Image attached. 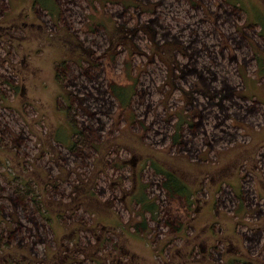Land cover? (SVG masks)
<instances>
[{"label":"rangeland","instance_id":"rangeland-1","mask_svg":"<svg viewBox=\"0 0 264 264\" xmlns=\"http://www.w3.org/2000/svg\"><path fill=\"white\" fill-rule=\"evenodd\" d=\"M57 2L0 0V264H264V0Z\"/></svg>","mask_w":264,"mask_h":264},{"label":"trees","instance_id":"trees-1","mask_svg":"<svg viewBox=\"0 0 264 264\" xmlns=\"http://www.w3.org/2000/svg\"><path fill=\"white\" fill-rule=\"evenodd\" d=\"M194 70L198 71L197 68H195ZM109 86H110L109 91L112 92V94L117 98V100L120 102V104L122 106H126L127 103L130 101V99L132 98V93L126 92L124 90V88H120L118 86L111 85V83ZM222 89H223L222 91H221V89H219V90H217V92H222V93L228 94V95H231L233 93V88L229 85L228 82L224 83ZM193 129H196L195 124L191 125L190 131ZM193 133H194V131H193ZM157 170H158L160 175H163L164 187L169 194H171V195L178 194L181 196L190 194V193H188V191H189L188 186L184 183V181L182 179H180V177H178L177 175H175L173 173H169L168 171L163 170V169H157ZM140 204L142 205L143 210H145L146 212H148V211L153 212L155 209V205L151 201H149L145 198H142V201H140ZM136 227L138 228L137 225H136Z\"/></svg>","mask_w":264,"mask_h":264},{"label":"flooded vegetation","instance_id":"flooded-vegetation-1","mask_svg":"<svg viewBox=\"0 0 264 264\" xmlns=\"http://www.w3.org/2000/svg\"><path fill=\"white\" fill-rule=\"evenodd\" d=\"M56 3H53L51 2V0H35V4L38 6H41L44 10H46V13L48 12H52V14H56V11L58 10L59 8V5H58V2L57 0H55ZM46 5H49V6H46ZM32 10V9H31ZM32 12H34L35 14H37L38 18H40V14L39 12H37L35 9L32 10ZM42 20V19H41ZM28 24V23H27ZM31 25V23H29ZM34 25V23H32ZM184 226V225H183ZM182 226V227H183ZM181 229V225L179 226L177 224V228L175 229L174 232V235H176L179 231H180V235H182L183 233V230H180ZM178 230V231H177Z\"/></svg>","mask_w":264,"mask_h":264}]
</instances>
